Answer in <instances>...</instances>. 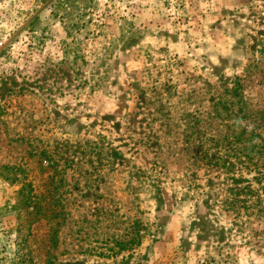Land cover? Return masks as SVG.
Here are the masks:
<instances>
[{"label": "rangeland", "instance_id": "1", "mask_svg": "<svg viewBox=\"0 0 264 264\" xmlns=\"http://www.w3.org/2000/svg\"><path fill=\"white\" fill-rule=\"evenodd\" d=\"M262 112L264 0H0V264H264Z\"/></svg>", "mask_w": 264, "mask_h": 264}, {"label": "trees", "instance_id": "2", "mask_svg": "<svg viewBox=\"0 0 264 264\" xmlns=\"http://www.w3.org/2000/svg\"><path fill=\"white\" fill-rule=\"evenodd\" d=\"M240 85H241L240 80L237 77L234 83V87L231 90L232 94H234L237 97V103H238V110L235 113L236 119L234 120V122L239 121V119L252 117L253 115L255 116V113H252L248 110L247 101L240 94L241 92L239 90ZM220 101H221L222 106L228 111V113L229 112L231 113L232 111L229 109L228 101H222V100ZM229 103H234V102L231 101ZM259 118L261 122H264V112H262V115ZM244 135H246V132L242 131L239 134V136H235L236 142L247 141L249 144H234L231 140V138H233L234 136H230V137L223 136L220 139L216 140V144H212L211 147L212 148L217 147V149L218 148L223 149L224 153L231 154L235 156L237 159H239L238 162L241 163L242 165H248L252 163L255 169L259 171L260 176L264 178V171H261L259 168L261 165H264V162L260 165L254 161V159L257 156L259 155L264 156V144H252L251 138H249L248 136L244 137ZM207 158L210 160V163L215 162V164H220L221 166L227 167L228 169L230 168L231 164H228L224 160L222 153H220V151L218 150L213 155H207ZM242 158H244L243 161H242ZM247 190H249V188ZM262 190H264V187L262 188ZM32 203H36V197H33L31 193L25 194L23 196L22 204L30 205ZM53 235H55V233ZM54 237H55V244H56L57 235H55ZM18 260L20 264L22 263V261L25 262L26 264L28 263L33 264L31 261H28L27 258H24L21 255H19ZM46 264H52V261L49 260L47 261Z\"/></svg>", "mask_w": 264, "mask_h": 264}]
</instances>
